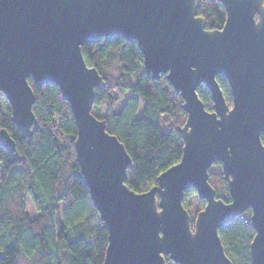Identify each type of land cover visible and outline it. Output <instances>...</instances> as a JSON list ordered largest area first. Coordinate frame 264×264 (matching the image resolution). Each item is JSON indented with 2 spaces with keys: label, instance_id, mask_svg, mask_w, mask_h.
Segmentation results:
<instances>
[{
  "label": "water",
  "instance_id": "water-1",
  "mask_svg": "<svg viewBox=\"0 0 264 264\" xmlns=\"http://www.w3.org/2000/svg\"><path fill=\"white\" fill-rule=\"evenodd\" d=\"M226 19L207 30L200 0H0V93L10 121L30 134L34 94L55 84L72 113L75 159L91 203L107 230L102 264H233L218 229L250 210V264H264V2L220 0ZM121 37L135 41L145 74H161L186 113L178 129L179 162L136 193L125 185L132 166L123 144L91 113L105 83L88 67L83 44ZM227 81L228 107L216 77ZM202 84L213 111L197 95ZM0 146L15 151L0 128ZM218 162L230 201L216 197L208 169ZM193 189L204 206L193 220L183 205Z\"/></svg>",
  "mask_w": 264,
  "mask_h": 264
},
{
  "label": "trees",
  "instance_id": "trees-1",
  "mask_svg": "<svg viewBox=\"0 0 264 264\" xmlns=\"http://www.w3.org/2000/svg\"><path fill=\"white\" fill-rule=\"evenodd\" d=\"M197 15L204 18L207 30L220 29L226 19L220 0H200ZM81 53L105 83L95 90L91 113L104 120L106 131L123 144L131 159L125 185L143 192L181 158L183 140L178 129L186 119L183 101L164 74L158 80L145 74L135 41L98 39L83 44ZM216 80L231 107L227 81L220 76ZM27 81L35 97V122L29 135L10 121V106L0 93V128L15 142L12 153L0 146V264H102L107 230L75 159L76 126L69 104L55 84L38 87L30 78ZM197 95L205 110L213 111L211 95L202 84ZM208 183L217 198L230 201L220 163L208 169ZM192 196L197 212L204 201L193 189L185 191L183 204ZM27 201L32 214L26 212ZM250 214L245 210L218 229L233 264H250L249 245L254 236ZM165 261L175 264L167 257Z\"/></svg>",
  "mask_w": 264,
  "mask_h": 264
},
{
  "label": "rangeland",
  "instance_id": "rangeland-1",
  "mask_svg": "<svg viewBox=\"0 0 264 264\" xmlns=\"http://www.w3.org/2000/svg\"><path fill=\"white\" fill-rule=\"evenodd\" d=\"M0 175H1V167H0ZM196 204H197V202L194 200L193 196L192 197H187L185 203L183 204L184 208L187 210L188 214L191 217V222L194 220V217H195L196 213L203 208L202 206L199 207V210L196 212L195 211ZM25 206H26L25 207L26 212L28 214H32L33 213V208L31 206L30 201H27Z\"/></svg>",
  "mask_w": 264,
  "mask_h": 264
}]
</instances>
